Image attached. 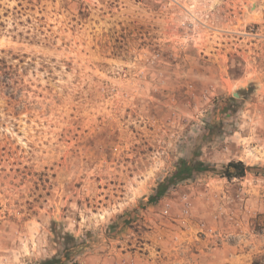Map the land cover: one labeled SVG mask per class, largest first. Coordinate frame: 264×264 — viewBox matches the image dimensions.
I'll return each mask as SVG.
<instances>
[{
	"label": "rangeland",
	"instance_id": "rangeland-1",
	"mask_svg": "<svg viewBox=\"0 0 264 264\" xmlns=\"http://www.w3.org/2000/svg\"><path fill=\"white\" fill-rule=\"evenodd\" d=\"M54 256L264 264V0H0V264Z\"/></svg>",
	"mask_w": 264,
	"mask_h": 264
},
{
	"label": "trees",
	"instance_id": "trees-1",
	"mask_svg": "<svg viewBox=\"0 0 264 264\" xmlns=\"http://www.w3.org/2000/svg\"><path fill=\"white\" fill-rule=\"evenodd\" d=\"M218 167L220 166L208 164L202 161L181 159L177 164L176 170L171 174L167 181L161 183L158 186L156 193L151 195L150 201L156 203L164 196L171 186L175 187L180 182L194 179L199 174L220 171L223 177L228 180H233L235 178H243L248 171V167L242 161H231L228 164L221 166V170H218ZM67 239L73 242V244L67 248V253L65 255L68 257L71 255V251L75 247L76 239L70 235L67 236ZM38 264H67V262L62 260L61 257L54 256L52 258L45 259Z\"/></svg>",
	"mask_w": 264,
	"mask_h": 264
},
{
	"label": "built area",
	"instance_id": "built-area-1",
	"mask_svg": "<svg viewBox=\"0 0 264 264\" xmlns=\"http://www.w3.org/2000/svg\"><path fill=\"white\" fill-rule=\"evenodd\" d=\"M187 211V210H186ZM168 211L166 210L165 213H167Z\"/></svg>",
	"mask_w": 264,
	"mask_h": 264
}]
</instances>
